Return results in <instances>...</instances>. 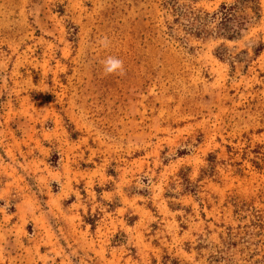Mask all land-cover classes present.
Listing matches in <instances>:
<instances>
[{
    "label": "rangeland",
    "instance_id": "1",
    "mask_svg": "<svg viewBox=\"0 0 264 264\" xmlns=\"http://www.w3.org/2000/svg\"><path fill=\"white\" fill-rule=\"evenodd\" d=\"M234 1L0 0V264H264V0L217 29Z\"/></svg>",
    "mask_w": 264,
    "mask_h": 264
},
{
    "label": "trees",
    "instance_id": "2",
    "mask_svg": "<svg viewBox=\"0 0 264 264\" xmlns=\"http://www.w3.org/2000/svg\"><path fill=\"white\" fill-rule=\"evenodd\" d=\"M252 1L255 0H235L232 3H222L212 14V21L215 23V27L221 29L229 22L235 21L238 23L236 19L239 17L238 11H240L242 4ZM254 8L259 9L257 5Z\"/></svg>",
    "mask_w": 264,
    "mask_h": 264
},
{
    "label": "clouds",
    "instance_id": "3",
    "mask_svg": "<svg viewBox=\"0 0 264 264\" xmlns=\"http://www.w3.org/2000/svg\"><path fill=\"white\" fill-rule=\"evenodd\" d=\"M100 43L103 45V46H107V38L105 37L104 39H102L100 41ZM104 65H105V68H104V71L105 73H120V74H123V61L118 59V58H114V57H109L107 58L105 61H104Z\"/></svg>",
    "mask_w": 264,
    "mask_h": 264
}]
</instances>
